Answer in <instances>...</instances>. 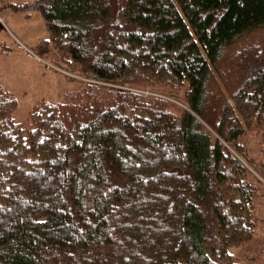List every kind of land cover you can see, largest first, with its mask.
Segmentation results:
<instances>
[{
    "label": "trees",
    "instance_id": "trees-1",
    "mask_svg": "<svg viewBox=\"0 0 264 264\" xmlns=\"http://www.w3.org/2000/svg\"><path fill=\"white\" fill-rule=\"evenodd\" d=\"M25 5L82 80L21 121L0 87V264H237L255 223L229 148L264 142V0Z\"/></svg>",
    "mask_w": 264,
    "mask_h": 264
},
{
    "label": "rangeland",
    "instance_id": "rangeland-1",
    "mask_svg": "<svg viewBox=\"0 0 264 264\" xmlns=\"http://www.w3.org/2000/svg\"><path fill=\"white\" fill-rule=\"evenodd\" d=\"M33 1L0 0V87L16 99V121L26 119L39 101H61L82 80L71 77L73 72L55 51L38 46L40 40L48 38V32L41 13L25 5ZM16 5L21 7L15 9ZM253 37L254 41L264 37V30L248 35L247 42ZM239 143L242 151L229 149L246 168L255 224L250 240L230 252L237 264H264V142L260 131L251 128Z\"/></svg>",
    "mask_w": 264,
    "mask_h": 264
}]
</instances>
